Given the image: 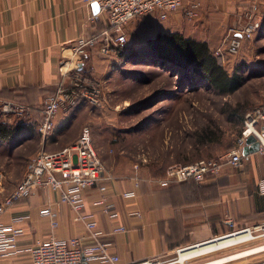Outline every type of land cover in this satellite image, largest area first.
Returning a JSON list of instances; mask_svg holds the SVG:
<instances>
[{
    "label": "crops",
    "instance_id": "0c3cea01",
    "mask_svg": "<svg viewBox=\"0 0 264 264\" xmlns=\"http://www.w3.org/2000/svg\"><path fill=\"white\" fill-rule=\"evenodd\" d=\"M251 1L186 0L182 9L168 13L165 18L161 11L153 13L149 20L155 21L156 17L158 22L146 25V30L151 28L155 36L179 34L206 42L213 52L229 32L238 33L243 24V8ZM190 11L194 12L193 17L189 16ZM91 13L93 7L85 6L82 0H0V104L13 102L40 109L45 99L76 71L104 83L115 69L117 59L103 56L100 45L87 49L81 56H73L79 38L102 31L103 23L97 26L89 23ZM219 38H223L221 42ZM164 90L149 95L139 105L152 108L153 101L179 96ZM84 110L85 103L70 113L60 112L55 132L47 140L35 128L39 146L60 143ZM34 117L35 126L38 112ZM15 122L27 124L15 117L2 124L12 126ZM240 137L225 150L238 149ZM76 141L66 142L60 151ZM243 157L238 166H223L218 175L209 176L202 185L194 181L171 184L166 179L168 169L158 168L159 163L152 160H103L106 172L101 184L107 189L102 192L97 186L86 191L82 214L93 215L97 229L103 232L100 242L110 244L107 250L118 256L119 264L168 259L179 248L264 223V191L260 188L264 183V151ZM193 161L165 160L161 165H185ZM3 191L0 188V201L12 192ZM130 191H135L136 197L124 198L123 194ZM47 209L56 214L54 220L42 216ZM113 214L117 216L112 217ZM19 215L30 217L21 224L26 229L20 240L21 249L52 237H78L85 246L93 242L85 224L76 220L75 212L60 201L56 191L36 189L28 199L1 215L0 222L10 223ZM0 264L32 263L29 254L23 252L0 256Z\"/></svg>",
    "mask_w": 264,
    "mask_h": 264
},
{
    "label": "rangeland",
    "instance_id": "374dc122",
    "mask_svg": "<svg viewBox=\"0 0 264 264\" xmlns=\"http://www.w3.org/2000/svg\"><path fill=\"white\" fill-rule=\"evenodd\" d=\"M243 9V24L238 31L254 26L255 31L250 39L243 40L242 48L236 55H225L224 61L217 58L231 76L237 73L243 78L240 88L235 93L223 96L204 88L190 93L188 90L193 80L189 78L187 79L189 83L180 86L178 74L181 72L178 73L173 64L161 62L148 55L143 59L140 57L129 59V51L125 50L126 56L124 52L113 56V60L117 59L115 69L104 83L99 84L104 93V104L98 107L85 104V110L76 116L70 129L61 137L60 143L39 146L35 137L33 141L23 139L24 141H20L21 145L17 144L11 149L0 147V188L4 190L3 192L13 191L23 179L28 161L33 156L41 152L57 153L67 144L66 142L73 143L78 140L86 126L92 130L93 145L102 162L152 160L159 163L158 168L170 169L179 164L165 166L161 165L162 162L195 160L191 162L195 163L202 159H210L219 153H226V147L233 145L238 135L242 133L245 115L254 108L264 105V0H252ZM152 15L154 14L128 24L127 47L141 53L143 48L146 49V41L156 37L151 34L154 33L151 28L146 30V25H155L158 22L156 17L155 21L149 20L153 18ZM222 39L219 38V41ZM143 42L146 44L143 45ZM215 51L216 47L213 53ZM162 90L179 96L164 101H153L152 108L150 105L146 107L139 105L141 100ZM205 129H212L220 134L221 144L213 145L214 147L202 145L198 136ZM40 137L43 138L41 135ZM261 234L264 233L255 235ZM259 246H264V236L194 258L187 264H203ZM255 256L264 257V251ZM178 257L179 254L174 252L168 259H159V264H170L177 261ZM245 260L233 263L238 264Z\"/></svg>",
    "mask_w": 264,
    "mask_h": 264
},
{
    "label": "built area",
    "instance_id": "2783aa9c",
    "mask_svg": "<svg viewBox=\"0 0 264 264\" xmlns=\"http://www.w3.org/2000/svg\"><path fill=\"white\" fill-rule=\"evenodd\" d=\"M186 0H82L89 8L97 5L98 13H91L89 23L97 26L104 24V29L90 37L79 38L73 47V56L83 55L87 49L100 45V53L106 57L121 54L127 44L126 27L137 18L146 17L155 12H163L165 18L168 13L178 11L184 7ZM193 17L194 12L190 11ZM256 27L243 28L238 33L231 32L216 49L214 55L222 61L225 55H236L240 52L244 39H250ZM97 80L84 76L81 72H74L58 87L54 95L45 99L40 109H33L25 104L2 102L0 104V123H8L11 117L24 122H32L34 114L38 112L41 120L37 123V132L44 140L55 132V120L60 112L70 113L80 104H90L98 107L105 102L104 93ZM256 138L260 144L259 151H264V105L249 111L244 117V129L238 141V149L226 152L216 158L202 159L195 163L176 165L168 169L166 179L171 184L188 181L202 185L209 176H216L225 165L238 166L243 157V148L247 146L246 139ZM106 168L93 145L92 130L89 126L82 129L78 140L62 152L50 154L41 152L33 156L27 164L23 179L16 188L0 201V216L22 200L28 199L36 189L44 188L60 194V201L68 204L76 214V220L83 222L90 231L92 244L85 246L81 238L69 239L50 238L37 243L27 249L19 247L26 229L21 225L27 223L29 215H19L10 223L0 222V256L6 257L26 252L32 264H119L118 256L110 255L107 248L110 244L100 242L103 232L97 229V222L93 215H84L86 191L100 187L102 192L107 186L102 185V177ZM111 178V177H109ZM101 184V185H99ZM264 191V183L260 184ZM126 199L135 198V191L123 194ZM43 217L52 220L56 214L50 209L42 212ZM112 217L117 215L113 214ZM53 223V227H57ZM248 232L254 239L264 236V223H257L223 235ZM215 237L211 240L221 238ZM253 239V240H254ZM208 240V241H211ZM205 241V242H208ZM204 243V242H202ZM201 244V243H200ZM197 245V244H196ZM194 246V245H193ZM189 247V246H188ZM184 247V248H188ZM184 248H179V254ZM261 251L251 253L229 262L245 261L238 264H264V257L255 256ZM252 258H249L251 257ZM255 256V257H254ZM249 258V259H248ZM139 264H159V259H151Z\"/></svg>",
    "mask_w": 264,
    "mask_h": 264
},
{
    "label": "trees",
    "instance_id": "16d2710c",
    "mask_svg": "<svg viewBox=\"0 0 264 264\" xmlns=\"http://www.w3.org/2000/svg\"><path fill=\"white\" fill-rule=\"evenodd\" d=\"M138 19V18H137ZM141 19V18H140ZM105 26L101 27L103 30ZM100 32V31H99ZM129 38L127 37V43ZM130 45V43H129ZM128 44H126V47ZM124 48L122 53L129 51V59L144 56H154L161 62L166 61L173 64L180 73V86L186 84L189 80H193L188 92L195 93L199 88L214 91L219 95L228 96L235 93L241 86L243 78L235 73L231 76L221 65L219 60L211 51L208 43L187 39L182 35H163L158 34L154 39L148 40L146 49L143 48L141 53L136 52L134 48ZM124 52L125 54H127ZM137 53V54H136ZM138 60V59H137ZM84 76L94 77L82 73ZM174 77V76H173ZM189 83V82H188ZM187 86V85H186ZM35 119V117H34ZM33 119V120H34ZM41 120V115L38 113V119L35 126L32 122L21 124L15 122L12 126L0 123V147L12 148L13 146L21 145L23 139L29 140L35 137L37 130V123ZM36 128V130H35ZM241 133L238 135L240 136ZM200 143L204 146L221 144L220 134L212 129H205L201 135L198 136ZM24 141V140H23ZM217 148V147H216ZM232 148V147H231ZM228 148L226 152H229Z\"/></svg>",
    "mask_w": 264,
    "mask_h": 264
},
{
    "label": "bare ground",
    "instance_id": "6f19581e",
    "mask_svg": "<svg viewBox=\"0 0 264 264\" xmlns=\"http://www.w3.org/2000/svg\"><path fill=\"white\" fill-rule=\"evenodd\" d=\"M254 237L248 233V232H242V233H236V234H230L227 236H223L221 238H217L208 242H204L197 245H191L188 248H184L179 252V257L177 261L172 262L170 264H187L188 261L206 256L212 253H216L218 251H221L223 249L232 248V246H237L242 243L249 242L253 240ZM264 250V246L255 247L252 249H245L240 252L232 253L231 255L224 256L221 258H217L208 262H205L203 264H221L225 262H229L231 260L237 259L239 257L255 253L257 251Z\"/></svg>",
    "mask_w": 264,
    "mask_h": 264
},
{
    "label": "water",
    "instance_id": "95a60500",
    "mask_svg": "<svg viewBox=\"0 0 264 264\" xmlns=\"http://www.w3.org/2000/svg\"><path fill=\"white\" fill-rule=\"evenodd\" d=\"M94 12L98 13L99 12V8L97 5L93 6ZM246 144L247 146L243 148V154L245 156H248L249 154H253L255 152L259 151L260 148V144L259 142L256 140L255 137L250 136L249 138L246 139Z\"/></svg>",
    "mask_w": 264,
    "mask_h": 264
}]
</instances>
